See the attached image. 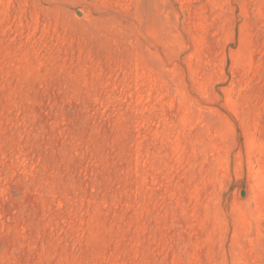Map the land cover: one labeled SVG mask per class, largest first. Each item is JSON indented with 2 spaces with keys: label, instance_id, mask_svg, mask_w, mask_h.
Segmentation results:
<instances>
[{
  "label": "rangeland",
  "instance_id": "1",
  "mask_svg": "<svg viewBox=\"0 0 264 264\" xmlns=\"http://www.w3.org/2000/svg\"><path fill=\"white\" fill-rule=\"evenodd\" d=\"M0 264H264V0H0Z\"/></svg>",
  "mask_w": 264,
  "mask_h": 264
}]
</instances>
